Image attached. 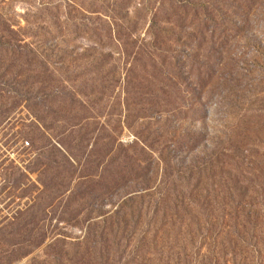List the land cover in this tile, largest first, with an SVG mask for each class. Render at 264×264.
<instances>
[{
  "label": "rangeland",
  "instance_id": "374dc122",
  "mask_svg": "<svg viewBox=\"0 0 264 264\" xmlns=\"http://www.w3.org/2000/svg\"><path fill=\"white\" fill-rule=\"evenodd\" d=\"M250 2L0 0V264H42L56 238L68 252L88 222H122L128 196L142 222H199L153 210L239 111L257 110L264 144V0ZM58 147L76 156L69 187Z\"/></svg>",
  "mask_w": 264,
  "mask_h": 264
},
{
  "label": "trees",
  "instance_id": "16d2710c",
  "mask_svg": "<svg viewBox=\"0 0 264 264\" xmlns=\"http://www.w3.org/2000/svg\"><path fill=\"white\" fill-rule=\"evenodd\" d=\"M256 1L250 2L248 8ZM155 31H151L154 42L159 44L161 39ZM53 92L51 102L57 97L54 89ZM28 100L30 102V97ZM247 108L245 113L234 114L240 120L247 117L244 124L226 128L201 163H191L184 172L178 171L171 183H163L167 189L153 212L157 214L162 202L169 200L170 210L176 212L182 208L199 222H170L168 219L142 222L138 209H124L138 199L128 196L119 207L124 215L122 222H88L83 238L68 242L72 247L68 252L60 249L66 241L54 239L47 245L52 251L45 253L42 264H264V144L252 139L259 135V122L251 117L256 109ZM48 113L55 114L53 106ZM56 150V155L62 157L56 165L68 169L69 187L73 185V175L69 174L72 172L65 163L73 167L76 156L69 148ZM61 160H65L64 164ZM160 160L163 164L164 159ZM173 170L168 162L163 166L167 175L173 174ZM97 177L100 179V172L85 179L92 183ZM168 187L174 190L170 192ZM85 192L89 190L82 193ZM30 223L34 227L38 225ZM33 231L35 228L31 229ZM44 241L40 238L34 246ZM56 242L63 243L59 246Z\"/></svg>",
  "mask_w": 264,
  "mask_h": 264
}]
</instances>
